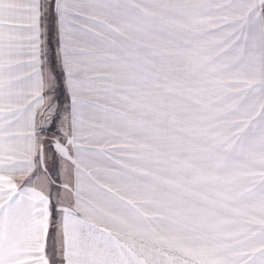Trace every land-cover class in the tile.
Here are the masks:
<instances>
[{"label":"snow or ice","instance_id":"obj_1","mask_svg":"<svg viewBox=\"0 0 264 264\" xmlns=\"http://www.w3.org/2000/svg\"><path fill=\"white\" fill-rule=\"evenodd\" d=\"M0 264H264V0H0Z\"/></svg>","mask_w":264,"mask_h":264}]
</instances>
